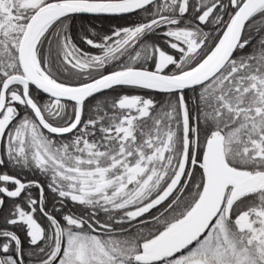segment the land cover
<instances>
[{"label": "snow or ice", "instance_id": "1", "mask_svg": "<svg viewBox=\"0 0 264 264\" xmlns=\"http://www.w3.org/2000/svg\"><path fill=\"white\" fill-rule=\"evenodd\" d=\"M0 264H264V0H0Z\"/></svg>", "mask_w": 264, "mask_h": 264}, {"label": "trees", "instance_id": "2", "mask_svg": "<svg viewBox=\"0 0 264 264\" xmlns=\"http://www.w3.org/2000/svg\"><path fill=\"white\" fill-rule=\"evenodd\" d=\"M95 23H97V24H101V23H103V24H107L108 22L107 21H95ZM122 23V22H121Z\"/></svg>", "mask_w": 264, "mask_h": 264}]
</instances>
